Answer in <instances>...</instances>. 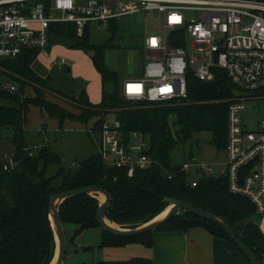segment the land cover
I'll list each match as a JSON object with an SVG mask.
<instances>
[{
  "label": "trees",
  "instance_id": "1",
  "mask_svg": "<svg viewBox=\"0 0 264 264\" xmlns=\"http://www.w3.org/2000/svg\"><path fill=\"white\" fill-rule=\"evenodd\" d=\"M50 33L51 40L71 39L74 46L92 52V62L102 82V98L98 103L92 102L83 87L72 95L52 87L49 76L39 74L33 67L40 49H26L17 57L0 58V81L11 79L12 83L20 84L16 93L0 90V129L10 131L14 144L10 158L17 162L16 166L5 168L9 159L0 153V264H50L57 246L49 216L51 195L88 185L110 191L112 199L106 209L107 218L122 227H136L159 215L168 206L167 196L206 209L225 219L264 264V232L253 220L259 214L256 205L246 196L229 190L225 173L219 177L203 173L197 185L192 186L189 172L179 169L181 165L174 164L173 160L172 152L180 142L192 140L202 132L211 134L212 145L225 149L229 104L225 99L236 92L230 79L221 70H216L211 81L192 75L187 100L175 104L129 101L123 95V80L106 63L108 43H90L88 32L79 36L72 22L53 23ZM26 85L33 87V96H25ZM52 94L76 104L81 112L76 114L50 101L47 95ZM31 105L60 122L71 119L87 125L97 118L88 129L97 147L103 123L113 114L121 121L126 135L133 130L148 133L152 143L150 154L163 167L177 172L168 178L161 167L152 166L129 175L126 169L106 167L98 150L78 163L66 164L62 154L48 143L45 130L26 128ZM32 149L34 153L30 155ZM99 205L98 198L91 194L69 197L60 205L61 219L64 224H79L78 232L100 227ZM194 226H203L213 235L235 244L223 227L189 210L175 214L157 230H187ZM155 231L121 236L103 230L101 247L129 242L151 247ZM99 264H154V261L134 256Z\"/></svg>",
  "mask_w": 264,
  "mask_h": 264
},
{
  "label": "built area",
  "instance_id": "2",
  "mask_svg": "<svg viewBox=\"0 0 264 264\" xmlns=\"http://www.w3.org/2000/svg\"><path fill=\"white\" fill-rule=\"evenodd\" d=\"M148 11L161 18L162 25L145 36L142 73L123 81L124 97L179 103L189 96L190 76L211 81L221 70L236 87L235 95L225 99L229 104L224 173L229 190L249 198L264 216V118L250 128L243 116L246 99L264 96V0H0V58L17 57L26 49L46 50L53 23L72 22L83 36L91 27ZM53 63L69 62L56 58ZM0 90L16 93L19 86L0 81ZM151 148L148 133L133 130L126 135L120 120L106 117L98 139L106 167L133 175L159 166L172 178L177 170L163 167ZM16 165L10 158L5 168ZM191 165L199 171L206 167L194 160L179 169L188 171ZM197 182L194 179L192 186Z\"/></svg>",
  "mask_w": 264,
  "mask_h": 264
},
{
  "label": "rangeland",
  "instance_id": "3",
  "mask_svg": "<svg viewBox=\"0 0 264 264\" xmlns=\"http://www.w3.org/2000/svg\"><path fill=\"white\" fill-rule=\"evenodd\" d=\"M161 25V18L148 11L143 14L123 16L118 20L111 21L106 26L91 27L87 32L90 43L98 45L108 43L106 63L111 69L116 70L123 80L126 77L132 78L141 75L146 56L145 36L160 29ZM91 56L92 52L74 46V42L71 40L55 37L51 40L50 51H41L38 54L34 68L38 70V73L40 72L39 74L50 77L49 84L52 87L66 94L72 95L70 89H77L78 80L85 81L86 84L83 88L87 95L92 102L98 103L102 98V82ZM56 58L66 59L69 62L67 67H53L51 61ZM5 81L11 82L12 80L6 79ZM15 83L20 86L18 82ZM33 92L34 89L31 85L25 86L24 94L26 96H33ZM58 98L68 102L63 97ZM244 104L245 124L253 128L259 120L264 118V96L252 94L250 98L244 101ZM28 117L32 124L48 118L45 111L36 105H31ZM109 117L113 121L115 120L113 114ZM45 121L49 122V120ZM210 138L209 132L199 133L192 140L180 142L172 152L174 164H192L196 160L206 167H211L210 171H207L206 167L199 171L195 165H191L188 169L191 182L194 179L198 180L203 173L219 177L226 170V150L218 149L212 145L209 141ZM50 143L54 149L62 154L66 164L78 163L84 157L96 153L98 150L87 131L64 129L61 133H52ZM13 150L14 144L11 140L10 131L0 129V153L3 155L2 157L10 159ZM97 198L101 202L100 195ZM253 220L264 232V216L257 214ZM79 228L80 225L77 223L68 222L64 224L67 254L63 264H99L101 261H123L134 256V254H139L137 251L144 248L143 244L139 242L106 245L101 248L102 227L84 229L78 232ZM85 246H92L93 249H85Z\"/></svg>",
  "mask_w": 264,
  "mask_h": 264
},
{
  "label": "crops",
  "instance_id": "4",
  "mask_svg": "<svg viewBox=\"0 0 264 264\" xmlns=\"http://www.w3.org/2000/svg\"><path fill=\"white\" fill-rule=\"evenodd\" d=\"M71 42H73V40H71ZM50 49L51 43L49 47L43 51L49 52ZM51 63L53 67L57 68L67 67L68 65H56L53 63V60ZM36 71L38 72V70ZM127 78L131 77H126L123 81ZM82 87L77 86L76 90L70 89V92L72 94H77ZM32 95H34V92ZM47 98L71 112L76 114L81 112V109L76 104H70L71 102L68 103L69 101L65 102L64 100L59 99L57 95H47ZM45 113L48 116L45 120H49V122L42 120L39 123L32 124L28 117L26 128L31 131L45 130L47 135L46 138L50 145L52 133L58 134L64 129L88 132V129L93 126L95 120L97 119L93 118L89 124L86 125L85 123L71 119H66L63 122H60L59 119L49 116L46 111ZM153 237V245L151 247L143 245L144 248L139 249L137 251L139 254H134V256L152 258L154 264H250L245 255L235 246L233 242L227 240L226 238L213 235L203 226H194L187 230H156ZM86 247L88 246H85V249H93L92 246H90V248Z\"/></svg>",
  "mask_w": 264,
  "mask_h": 264
},
{
  "label": "water",
  "instance_id": "5",
  "mask_svg": "<svg viewBox=\"0 0 264 264\" xmlns=\"http://www.w3.org/2000/svg\"><path fill=\"white\" fill-rule=\"evenodd\" d=\"M84 84H86V82L83 80L77 81L78 87H82ZM80 194H91L96 197H98V195L100 194L104 195V199L101 200L99 208L97 210V219L100 224V227H102L103 230H106L110 233L121 236H135L150 231H155L159 227L167 223L175 214L181 212L182 210H189L223 227L226 230L227 234L235 242V244L242 250L243 254L249 259L251 264H262L256 257L255 253L237 235V233L232 229V227L225 219L217 216L216 214L206 209L194 206L192 204H189L183 200L174 197H169V196L165 197V201L168 202V206L169 205L171 206L169 210L166 212V214L162 216L157 215L148 222H145L136 227H129L128 230H124L123 229L124 227L107 218L106 209L111 202L112 196L108 189L98 185L83 186L76 189L57 192L51 195L50 204H49V216L54 230L57 246H56L55 255L50 264H63L67 254V239H66L64 224L60 215V205L67 198Z\"/></svg>",
  "mask_w": 264,
  "mask_h": 264
},
{
  "label": "bare ground",
  "instance_id": "6",
  "mask_svg": "<svg viewBox=\"0 0 264 264\" xmlns=\"http://www.w3.org/2000/svg\"><path fill=\"white\" fill-rule=\"evenodd\" d=\"M100 198H102L101 200H103V199H104V196H103L102 194H100ZM170 207H171V206L169 205V206L166 208L165 211H163L161 214H159V216H162V215L166 214V212L169 210ZM128 228H129V227H128ZM128 228H127V227H124V230H128Z\"/></svg>",
  "mask_w": 264,
  "mask_h": 264
}]
</instances>
